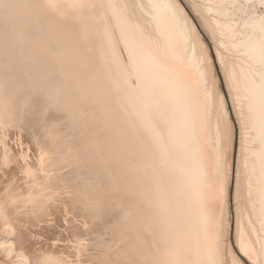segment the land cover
<instances>
[{
  "label": "bare ground",
  "instance_id": "obj_1",
  "mask_svg": "<svg viewBox=\"0 0 264 264\" xmlns=\"http://www.w3.org/2000/svg\"><path fill=\"white\" fill-rule=\"evenodd\" d=\"M182 1L185 0H137V3L133 2L135 4L133 6V3L131 4L127 0H33L32 3L30 0H0V11L4 8L3 12L9 13L5 14L6 16H15L13 17L14 20L9 19L15 24H20L23 34L26 28L33 30L35 40L30 41L35 42H32V50H37L38 45H40L39 48L42 50L45 48L46 51L49 49L52 51L53 47H57L55 51L70 48V50L74 49L78 53L81 52L80 54L77 53L74 61H72L81 66L79 71L83 68L77 72V75L74 69V75L77 77L75 76L74 80L72 77L70 87L72 85L73 87L71 89L75 91L77 86L82 87V85L88 86L90 84L92 87L89 88L91 91L88 90V93L84 92L85 89L83 91L82 88H77L75 91L77 96L78 93L82 92L85 96L79 95L78 98L82 99L83 97V100H86L88 99L87 94L89 96L92 93L89 97L90 100H96L94 97L100 98V102L95 101L96 104L99 102L105 105L106 102L109 104L106 107L112 108L110 112L113 111L114 117L117 118V131L119 133L116 140L120 142L124 141L121 139L122 137L126 138L130 149L127 152L129 151V154L132 155L126 153V157H130L128 170L135 178L133 191L130 190L132 195L128 193L133 196V201L135 200L134 207L131 205L132 210L136 212V220H134L135 224L133 225L136 228L134 230L136 246L135 244L133 246L137 247L134 248L137 250H134L136 251L134 264H222L220 263V254L224 243L223 234L227 225V211L231 206V174H233L232 168H227L225 150L228 149L230 143L228 138L232 140L231 147L234 150V136L237 128L236 124L234 126L231 122L232 125L227 128L229 124L226 125L222 114H218V108L223 103H225V107H222V109L225 108L222 110L224 114L225 112L226 114L229 113V108L224 94L218 92L217 97L212 87L215 74L212 75L211 70H209L211 65L207 64L211 53L207 51L206 54L204 52L205 49L209 50L204 41L206 35L200 25H198L199 29L196 27L186 12ZM210 1L212 2L210 6L207 5V8L206 5L204 6L206 8L205 14H210L207 18L210 21L208 23H211L221 35L220 46L225 48V51H230L231 54L232 52L237 53L238 60L240 59V63L237 64V62L236 66L227 62L229 68H225L228 70L225 74L227 75L226 81L229 80L231 83L229 84L230 88L232 85L233 94L231 93V95L238 102V108H236L239 117V126H237L240 130V148L238 149L239 157L243 163L244 185H246L248 201V208L245 205L247 210L244 209L247 212L245 215L248 216L245 217L246 220H241L240 224L237 225V245L239 254L249 264L256 261L264 264V0ZM7 4L11 10L6 12L5 6ZM94 4L97 5L96 9L94 8L95 11L92 10L93 12H91V8L87 7L91 13L85 14L83 12L85 5ZM230 7L236 8L231 10ZM259 8L263 10L258 13L257 9ZM239 14L242 21L238 24L233 23L231 20ZM6 16L3 18L0 15V18L6 20ZM39 18L43 19L44 28L40 27ZM199 21L202 24L201 20ZM14 27L11 28L15 30ZM11 28L9 29L10 32ZM44 29L48 32L46 30L44 32ZM19 30L21 33V28ZM209 31H212V26ZM30 33L32 34V31ZM94 33L95 36H93ZM33 36L30 38L32 39ZM92 37H95V40ZM216 40L218 39L216 38L215 42ZM30 41L27 40L29 43ZM91 42L92 44H90ZM217 45L219 48L218 43ZM217 48L216 50H218ZM67 51L69 52V50ZM75 51L74 53H76ZM46 53L48 55V52ZM63 54L59 56L62 58ZM215 55H218L216 57L219 63L225 62H223V54ZM50 56L52 55L50 54ZM56 61L52 60L51 65L53 66ZM70 61L69 58L71 64ZM52 66L48 68L54 69L56 66L59 69L58 67L63 65L55 64L54 68ZM222 67L224 69V66ZM221 71L224 72V70ZM82 74H84L83 77ZM56 87L54 88L56 89ZM79 90L82 91L79 92ZM53 93L55 97L59 94L57 91ZM72 93L74 92L72 91ZM85 93L87 94L85 95ZM54 94H52L53 97ZM60 94L58 97L63 98ZM66 116L68 117V115ZM59 142L57 143L59 144ZM123 143L117 144L118 146L126 145V142L122 145ZM125 147L127 149L128 145ZM122 149L124 148L122 147ZM72 182L74 183V180ZM131 184L133 185V183ZM238 193L241 194L240 191ZM108 201L110 200L108 199ZM242 215L240 214L239 217ZM228 220V223L231 224L232 221ZM141 244L143 247L140 249ZM239 260H237L238 264H245ZM56 261L59 264L61 262L55 260L56 264H58Z\"/></svg>",
  "mask_w": 264,
  "mask_h": 264
},
{
  "label": "rangeland",
  "instance_id": "obj_2",
  "mask_svg": "<svg viewBox=\"0 0 264 264\" xmlns=\"http://www.w3.org/2000/svg\"><path fill=\"white\" fill-rule=\"evenodd\" d=\"M127 1H129L131 4L133 2L137 3L136 2L137 0H127ZM30 2L32 3L33 0H30ZM182 4H184L186 12L189 14L194 24H196V27L199 29L198 25H200L201 29L206 35L204 36V41H205V45L209 48V50L205 49L204 52L206 54L208 52L211 53L210 59L207 60V64L209 66L211 65L209 70H211L212 75L215 74L214 76L215 79H213L212 81V87L215 93L217 94V97L220 92L224 94L226 104L229 108V113L226 114L225 112L226 114L225 116L224 112H222V110L225 109V108L222 109V107H225V103H223V105L222 106L220 105L221 107L218 108L219 111L218 114L219 113H220L219 115L222 114V118H224L226 125L229 124L227 125V128H229L230 125L232 124L234 126L236 124V128H237L235 132L236 135L234 136L235 138L234 150L231 147L232 140H230V138H228L229 139L228 142H230L228 144V149H227L228 151L225 150V156L227 157L225 158V162L226 163L228 162L227 168L229 169L232 168L231 171L233 173L231 174L232 175L231 176L232 178L231 206H229V211L232 210L233 213L227 211V216H226L227 225L223 234L224 243L221 250V254L223 252L224 253L222 254L223 256L220 254L221 256L220 259L221 260L223 259L222 261L220 260V263L223 264L225 259H227L226 262H224V264H230V263L234 264V262L235 261L237 262V260H239L240 258V260L245 262V264H249L239 254V247L237 245V239H236L237 225L240 224L239 222H241V220H246L248 216L245 215L247 213L245 211L248 208V201L246 198V185H244L245 176L243 172L244 171L243 163H242V159L239 157V149H238L240 148V142H239L240 130L238 127L239 117L237 116L236 113V110L238 111V109H236L238 108L237 107L238 102L236 101V98H234L231 95V93L233 94L232 85H230L231 86L230 88L229 84L231 83L229 82V80L226 81L227 75H225L228 72V70H226L229 68L228 63L230 62L229 63L230 65L235 64L236 66L237 62H238L237 64L240 63V59L238 60L239 56L237 53L232 52L231 54L230 51L227 50L225 51V48L223 49V47L220 46L221 42L219 40H222L220 39L222 38L220 37L221 35L218 34L217 30L214 29L215 27L211 23H210L211 25L208 23L209 20H207V18H209L210 14L209 15L205 14V11L207 5L210 6L212 4L210 0H185L184 2L182 1ZM196 4L197 7L195 8ZM134 5L135 4L133 3V6ZM6 6H5V8L7 9L6 12L10 11L11 7L9 5L7 7ZM96 6L94 4V5H85L84 7L86 8L89 7V9L91 8V12H93L95 11L94 8L96 9ZM84 7H83L84 10L83 12H85V14H88L90 10ZM236 7L234 8L230 7V9L234 10ZM3 9L2 11H0V15L2 17L9 14L3 12ZM262 10H263L262 8H259L257 9V12L259 13ZM9 16H6L8 18V19L5 18L6 20L3 19L4 17L0 18V23H1L0 28L2 31V32L0 31V59H1L0 60V98H1L0 99V104H1L0 105L1 106L0 107V120H1L0 121V264H56L55 260H59V262L61 261L60 264H69V263L70 264H124V263L134 264L136 262L134 256H135V252L137 251L136 249H134L137 247H135L136 234L134 231L136 228L133 226L135 224L134 220H136V215H135L136 212L132 210L135 204V200L133 201V196L130 195H132V191H133L132 187L135 184V178L134 175L128 170L130 157L129 156L126 157L127 156L126 153H128V155H131L129 154V151L127 152V150L129 149V143H127L128 141L125 140L126 138L124 137L121 138L124 139V141L117 142L116 140V136L118 135L119 137V133L117 131V121H116L117 118L114 117L115 114L113 113V111L110 112L112 108L110 107L111 108L110 109L108 107L109 104H106V102L105 105L99 103L100 98L97 99V97H94L96 100H90L89 97L92 95V93H90L89 96L87 94L88 90H90L89 88L92 87L90 84L88 86L82 85V87H78V86L76 87V90L77 88L80 89L82 88L83 91L85 89L84 92H87L85 93V95L87 94L89 100L88 99L83 100L82 96H84V92H82L83 94L77 92L79 95H82L80 96L82 97V99H79L78 98L79 95L77 96L75 92L76 90L74 91V89L73 90L71 89L73 87V85L72 87H70L72 84L71 79L72 77H73L72 80L75 79V76L79 71L78 69L81 67L78 66V64H76L75 62H72L74 61V58L78 53L77 51H75L74 49L70 50V48H63L57 50L59 51L57 52L55 51L57 48L56 46H55L56 48L53 47L52 51L49 49V47H47L49 50L46 51L45 48H43V50L40 49L39 48L40 45H38V48L35 47L37 48V50L33 49L34 50L33 51L31 45L35 41H30V40H35L34 39L35 34L33 33V30H31L30 28L29 29L26 28L25 29L26 31H24L25 33L23 34L22 27L19 26L20 24H15L14 21L12 20L10 21L9 19L11 18L14 20L13 17L15 16L13 17L11 16L9 17ZM233 18L234 19H232L231 17L230 20L232 19L231 21L233 23L235 22V24L236 23L238 24L239 22L242 21L240 19V14ZM235 18L238 19L236 20ZM39 20L42 23L41 25V23L39 22L40 27L42 28L44 25L43 24L44 22L42 21L43 19L39 18ZM199 20H201L202 24L199 23L200 22ZM195 21H197L199 24ZM205 22L208 27L206 26ZM9 24H11L12 26L11 25L8 26ZM4 25L6 26L4 27ZM13 26H15L14 27L15 30L11 28ZM211 26H212V31L210 32L209 30L211 29ZM9 27L13 30V31L11 30V32L13 33L9 31L10 29ZM19 28H21L22 36ZM45 30L46 29H44V32ZM28 31L30 32L32 31V34ZM46 32L48 31L46 30ZM11 34L13 35L11 36ZM213 34L215 36L217 35V37H215ZM95 35L96 34L94 33L93 36ZM31 36H33L32 39L30 38ZM216 38L218 39L216 40V42L219 44V48H217L218 45L215 42ZM27 40L30 41V43L27 42ZM90 44H92V42ZM216 48L218 50H216ZM30 49L32 52L30 51ZM219 49L221 52L219 51ZM40 50L42 51V54ZM62 50L63 52H61ZM67 50H69V52ZM43 51L48 52V55L46 52H44L46 54L45 56ZM74 51L76 53H74ZM218 53L223 54L222 57H224L223 58L224 59L223 62L225 61L224 63L218 62V59L216 57L218 55H215ZM50 54L52 56H50ZM60 54L61 56L63 54V57L66 58L64 62H62L64 58L63 57L61 58V56H59ZM71 56L74 57L72 58ZM69 58L71 60L70 61L71 64H73L72 66L69 63ZM52 60L53 61L57 60L59 64H57L58 62L56 61L52 66L51 65L53 63ZM214 61L216 62V64H214L215 63ZM65 62L67 63L65 64ZM211 63L214 65H212ZM55 64L59 66L63 65L62 66L63 68L61 66L60 67L57 66L59 68L57 69ZM49 65H51L53 68L55 66L56 69L55 68L54 69L56 71L52 68H48L51 67ZM222 66H224V69ZM82 68L80 69V71L82 70ZM74 69L76 73L73 72ZM221 70H224V72ZM74 73L76 75H74ZM83 76L84 74H82V77ZM33 83L34 85H32ZM75 83L78 84L77 81H75ZM60 86L62 87L60 88ZM54 87H56V89ZM53 88L55 89V91L53 90ZM94 88L96 87L94 86ZM56 91L59 94L61 93L60 95L63 98H59L58 97L59 94H57L55 97V94L53 92ZM69 91L71 92L69 93ZM72 91L74 93H72ZM81 91L82 90H79V92ZM62 92L65 95L66 94L68 95V96L66 95L67 98H65L66 96H63L64 94ZM36 93L37 95H35ZM52 94H54V97ZM62 99L65 101L66 105L64 104V101ZM84 101L86 102V104ZM95 101L96 102L99 101L97 103L98 105L96 104ZM35 103L38 105H36ZM39 103L41 104L43 103V104L41 105ZM99 104H101V106H99ZM106 105L108 106L106 107ZM107 108L109 109V113ZM89 109L92 112H90ZM111 113L113 114L111 115ZM66 115H68V117ZM67 128L70 129L68 130ZM69 132H71L72 135ZM66 134H68V136H66ZM115 141L119 143V145L123 142L124 143L126 142L125 143L126 145H124L123 143L122 145L124 146H118V144ZM57 142H59L60 145ZM127 145L128 147L126 149L125 146ZM122 147L124 149H122ZM231 150L233 151V153ZM85 156L88 158H86ZM74 159L76 162L74 161ZM54 160L56 161L57 164L55 163ZM96 175L97 177H94ZM72 180H74V183L72 182ZM131 183H133V185ZM79 189L81 190L83 189V190L81 191ZM85 191L86 193H84ZM239 191L241 192V194L238 193ZM233 192L235 195L233 194ZM128 193H130V195ZM124 194L126 195V197ZM128 195L129 198L127 197ZM14 198L15 200H13ZM130 198L132 201L130 200ZM108 199L110 201H108ZM128 200H130L132 203ZM114 202L120 204L116 205ZM245 205L247 208L245 207ZM245 208L246 210L244 211ZM131 210L134 211L133 212L134 214L132 213ZM235 210L237 213L235 212ZM241 212L245 216H243ZM90 214H92L93 216H91ZM104 214L107 215L105 216ZM240 214L242 215L241 217H239ZM229 216L230 218H228ZM228 219L232 221L231 224L228 223L229 222ZM134 244L135 246H133ZM142 247L143 246L141 244L140 249ZM223 257L226 258L224 259ZM50 260H53L54 262ZM258 262L256 261L252 263L256 264ZM238 263L239 262H237V264ZM258 264H260V262Z\"/></svg>",
  "mask_w": 264,
  "mask_h": 264
}]
</instances>
